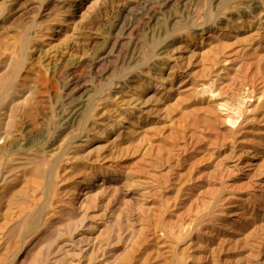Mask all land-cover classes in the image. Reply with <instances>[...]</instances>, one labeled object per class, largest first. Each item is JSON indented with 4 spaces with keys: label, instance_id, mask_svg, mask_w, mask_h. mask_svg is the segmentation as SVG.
<instances>
[{
    "label": "rangeland",
    "instance_id": "374dc122",
    "mask_svg": "<svg viewBox=\"0 0 264 264\" xmlns=\"http://www.w3.org/2000/svg\"><path fill=\"white\" fill-rule=\"evenodd\" d=\"M0 76V264H264V0H0Z\"/></svg>",
    "mask_w": 264,
    "mask_h": 264
},
{
    "label": "bare ground",
    "instance_id": "6f19581e",
    "mask_svg": "<svg viewBox=\"0 0 264 264\" xmlns=\"http://www.w3.org/2000/svg\"><path fill=\"white\" fill-rule=\"evenodd\" d=\"M11 82L12 80L5 79L4 77L0 76V141L1 142L3 140V138L1 137L2 131L6 126V122H4V117L6 119V117L9 116L11 112L13 113L14 109L12 110L13 107L12 104L16 101L17 96L22 94V90L20 88L19 89L16 88V90L14 91L12 90V92L9 94L10 96L9 102L7 101L8 99L6 97L7 94L6 89L7 87L11 86ZM37 137L28 138L24 145L21 144L23 140L22 141L19 140L16 143L14 141V144L11 146L12 148L5 151V153L1 152L2 153L0 155V160H2L0 164L1 181L11 179L12 175L15 174L16 172L23 173V171L25 170L26 171L29 170L33 172L39 167L38 166L39 163H42L44 165L46 163H49L50 156H48L46 148H44L45 143H47L49 139L46 140V137L42 135L43 137L42 141L44 140V144L38 146L39 143L38 142L36 143V141H38L39 138Z\"/></svg>",
    "mask_w": 264,
    "mask_h": 264
}]
</instances>
